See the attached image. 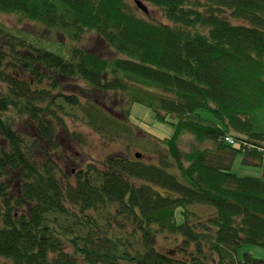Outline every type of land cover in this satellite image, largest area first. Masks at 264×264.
Returning a JSON list of instances; mask_svg holds the SVG:
<instances>
[{"label": "trees", "instance_id": "1", "mask_svg": "<svg viewBox=\"0 0 264 264\" xmlns=\"http://www.w3.org/2000/svg\"><path fill=\"white\" fill-rule=\"evenodd\" d=\"M142 1L165 21L128 0H0V12L74 40L93 31L116 54L73 45L64 57L0 21V264H264L237 256L244 243L264 248V178L231 171L238 152H264V0ZM113 92L173 127L167 154L71 168V149L88 144L72 124L102 142L131 132L95 99Z\"/></svg>", "mask_w": 264, "mask_h": 264}, {"label": "rangeland", "instance_id": "2", "mask_svg": "<svg viewBox=\"0 0 264 264\" xmlns=\"http://www.w3.org/2000/svg\"><path fill=\"white\" fill-rule=\"evenodd\" d=\"M128 1L135 6L140 15L154 21H165L161 16L160 10L155 6L141 0L147 9V12L144 13V11L135 5V0ZM0 21L10 29L23 30L26 34L21 33L22 36L29 42L34 43L37 47L57 52L64 57L69 56L73 45L96 51L107 58L116 56V54L109 49V46L102 42L93 31H85L78 40H74L58 27L44 26L38 21H28L14 13L0 12ZM77 84L78 81L74 82L69 79L65 81L63 91L68 94L73 93ZM117 96H119V93L113 92L97 96L95 99L97 98V101H104L105 98L110 100L113 105L110 109V113L125 122L130 127L131 132L125 140L102 142L99 133L95 131L91 132V128L86 124H72L71 128L83 130L85 135L83 138L87 139L88 144H84L82 147L74 146V149H71V168L76 170L81 169L88 163H92L95 167L101 168L103 162L112 153L120 154L134 161L144 163H158L160 157L167 154L166 148L162 145V140L173 134V127L168 123H163L156 119L155 112L151 108L137 102L130 104V102L128 103L126 101L123 103V99L118 103L116 100ZM128 104L130 107L129 115L127 116L124 111L126 107L129 106ZM102 105H105V102ZM122 107H125V109ZM65 138L67 139L65 134L61 135L60 141H65ZM68 142L70 143V141ZM62 144L63 147L68 145L67 142ZM62 144L60 143L61 147ZM193 145H197V143L189 135L184 136L180 142V148L183 151H189ZM238 146L239 143L235 144V147ZM136 153H141V156L136 157ZM231 171L241 176L264 178V168L249 164L243 152H239L235 155ZM189 209L200 216L212 214L215 211L213 205L198 203L190 205ZM178 219H182L179 213ZM171 246L172 243L163 238H160L157 244L158 250L165 252L168 251V248ZM244 253H250L255 258L264 261V248L262 246L244 243L238 249V258L241 259Z\"/></svg>", "mask_w": 264, "mask_h": 264}, {"label": "crops", "instance_id": "3", "mask_svg": "<svg viewBox=\"0 0 264 264\" xmlns=\"http://www.w3.org/2000/svg\"><path fill=\"white\" fill-rule=\"evenodd\" d=\"M258 151H262V150H258ZM245 158H246V160H247V162L249 164H252V165H255V166H259L261 168H264V155L263 154H262V156L261 155L260 156L259 155H246L245 154ZM233 161H234V159H233ZM232 164H233V162H232ZM232 164H231V168H232Z\"/></svg>", "mask_w": 264, "mask_h": 264}, {"label": "water", "instance_id": "4", "mask_svg": "<svg viewBox=\"0 0 264 264\" xmlns=\"http://www.w3.org/2000/svg\"><path fill=\"white\" fill-rule=\"evenodd\" d=\"M135 3L142 11L147 12L146 6L142 3L141 0H135ZM135 156L140 157L141 153H136Z\"/></svg>", "mask_w": 264, "mask_h": 264}, {"label": "built area", "instance_id": "5", "mask_svg": "<svg viewBox=\"0 0 264 264\" xmlns=\"http://www.w3.org/2000/svg\"><path fill=\"white\" fill-rule=\"evenodd\" d=\"M224 140L228 143V144H234L235 143V138L232 135H226L224 137ZM259 150H262L261 148Z\"/></svg>", "mask_w": 264, "mask_h": 264}]
</instances>
